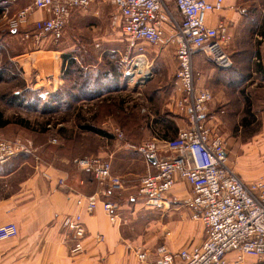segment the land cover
<instances>
[{
    "label": "built area",
    "instance_id": "built-area-1",
    "mask_svg": "<svg viewBox=\"0 0 264 264\" xmlns=\"http://www.w3.org/2000/svg\"><path fill=\"white\" fill-rule=\"evenodd\" d=\"M115 8L112 25L119 27L128 43V54L133 55V67L147 59L145 45L153 49L173 48L178 62L174 83V107L186 126L180 128L176 138L152 139L141 144L127 143L123 131L116 129L114 136L125 142L128 152L142 156L149 168L154 160L155 172L140 180L138 196L149 208L165 205L167 195L179 180L191 186L185 206L191 219L202 223L206 240L192 249L178 253L166 246L157 249L155 264H243L245 259H264V181L244 182L228 165L227 144L210 126L215 119L211 106L213 93L197 85L194 58L204 54L217 69L230 70L233 60L228 53L232 36L228 25L221 21L216 27L207 25L209 14L221 13L225 0H109ZM92 0H34L32 5L16 13L6 6L1 21L12 31L32 26L25 34L35 47L46 40L57 44L70 22L73 12H86ZM43 12L46 17L31 23V18ZM144 79L148 73H144ZM50 84L57 81L49 78ZM223 114V111L221 112ZM33 150L20 139L0 138V166L18 156L32 155ZM165 156V157H164ZM76 167L92 175L103 197L125 190L122 178L113 175L112 164L102 158H80ZM64 185V181H60ZM112 224L119 220V207L114 202H102L99 196L79 197L76 206L93 213L99 205ZM63 228L72 235L71 254L84 253L86 228L81 213L67 215ZM19 235L15 223L0 225V242L14 240ZM103 235L97 236L99 243ZM230 255L234 258L231 260ZM140 261L145 252L137 251Z\"/></svg>",
    "mask_w": 264,
    "mask_h": 264
},
{
    "label": "rangeland",
    "instance_id": "rangeland-1",
    "mask_svg": "<svg viewBox=\"0 0 264 264\" xmlns=\"http://www.w3.org/2000/svg\"><path fill=\"white\" fill-rule=\"evenodd\" d=\"M254 1L264 5V0ZM81 13L84 16H80L79 21L67 24L59 43L46 45L47 48L42 50H37L31 38L25 39L32 26L12 31L6 21H0V111L14 122L26 121L30 125V130L12 125L0 131V138L20 139L33 150L32 155L18 156L0 166V174L17 171L14 178L16 184L42 165L70 170L76 167V159L94 157L108 160L119 169H127L123 159H129L128 169H134L140 177L135 181L137 188L130 194L138 195L140 180L149 172L153 173L152 167L149 168L139 154H126L125 142L118 141L114 131H123L127 143L138 145L152 140L147 136L149 132L142 129L152 120L165 118L167 124L175 121L179 128L186 126L173 103L178 72L176 56H162L160 49L145 45L147 59L144 65L138 64H142L143 69L140 70L141 66L134 68V56L128 54V43L121 29L112 25L115 8L110 1L94 0L86 14ZM33 23L31 21L30 24ZM229 47L231 56L234 48ZM39 51L50 53H41L33 58ZM245 53L237 60L231 56L234 65L230 72L215 68L204 54L196 55L194 68L199 86L219 96L223 103L229 98L236 103L242 95L241 80H250L251 83L259 80V76L254 75L257 66L251 58L254 49H246ZM64 56L76 59L77 65L67 70L65 65L61 67ZM54 57H59L60 70L53 76L57 82L50 84V62ZM37 59L39 63L45 61L40 63L41 68L43 66L44 69L46 63L49 65V71L44 70L48 73L45 82L48 88L28 87L27 80H31L27 75H34L33 62ZM142 70L143 73H138ZM146 72L149 76L144 79ZM14 73L15 76H12ZM25 89L41 92L42 96L27 94ZM53 89L54 94L61 89L58 92L62 101L60 104L52 102ZM19 92L21 94L15 96ZM253 97L257 103V90L253 91ZM83 126L98 128L113 135V138L105 139L88 133L82 130ZM214 130L226 142L229 153V134ZM260 142L264 143V137ZM86 175L91 191H97V181L92 175ZM3 194L6 195V192ZM170 209V205H166L158 210L168 213ZM142 215L145 216L144 213ZM248 261L245 259L246 263Z\"/></svg>",
    "mask_w": 264,
    "mask_h": 264
},
{
    "label": "crops",
    "instance_id": "crops-1",
    "mask_svg": "<svg viewBox=\"0 0 264 264\" xmlns=\"http://www.w3.org/2000/svg\"><path fill=\"white\" fill-rule=\"evenodd\" d=\"M33 1L0 0V10L3 15L6 6L14 14L32 5ZM83 14L73 12L70 21H79ZM45 17L43 12H37L31 21ZM221 21L229 27L232 36L229 48H234L231 52L234 59L242 57L246 49H254L255 53L251 58L257 66L254 75L259 76V80L255 83L241 80L242 95L236 103L230 98L223 103L216 95L211 106V114L215 119L210 126L219 133L226 131L229 134V166L237 175L246 183L264 181V143L260 142L264 137V5L261 6L254 0H225L224 11L209 14L207 25L213 28ZM46 45L54 43L46 40L36 48L42 50L47 48ZM41 53L50 52L39 51L33 58ZM160 55L175 56V51L168 48L162 50ZM54 58L50 62L49 78L60 70V63L57 61L59 57ZM44 62L42 60L40 63ZM38 63V59L33 62L34 75H27L32 81L27 80L28 87L48 88L45 85L48 73L45 71H49V65L46 63L43 69ZM63 65L64 60L61 67ZM197 85L199 86L198 83ZM254 90L258 91L257 103L254 102ZM54 91L55 89L52 94ZM249 116H254L251 127L247 121L244 123ZM257 123L261 125L258 132H255ZM151 134L149 132L147 135L150 139H157V136ZM125 152L131 154L126 150ZM123 161L127 169H119L117 165L111 164L113 175L122 178L125 183V193L109 197L100 195L99 188L91 191L87 175L77 167L63 170L42 165L16 184L14 178L17 171L0 174V225L15 223L19 228L16 239L0 242V264H155L157 249L161 246L178 253L201 245L206 240L203 225L191 219V212L185 206L191 186L185 181H178L174 191L165 199L164 206L171 207L168 213L149 208L141 197L130 194L131 190L137 188L135 181L140 177L134 169H128L131 163L129 159ZM151 167L152 172H155L154 163ZM60 181H64V185H60ZM92 195L99 196L102 202H114L118 205L119 220L116 224L110 222L101 204L93 213H87L76 206L79 197ZM77 212L82 214L86 228L85 251L79 256H73V238L63 228L62 222L67 215ZM98 235L104 236V242L97 241ZM137 251L146 253L145 261L138 259ZM230 258L232 260L234 256L230 255ZM248 260V263L244 261L243 264H264V259Z\"/></svg>",
    "mask_w": 264,
    "mask_h": 264
},
{
    "label": "trees",
    "instance_id": "trees-1",
    "mask_svg": "<svg viewBox=\"0 0 264 264\" xmlns=\"http://www.w3.org/2000/svg\"><path fill=\"white\" fill-rule=\"evenodd\" d=\"M1 16H2V11L0 10V18H1ZM63 60H64V65L66 67V70L68 69V67L70 69H72L73 67H75L77 65L76 59H74L72 57L64 56ZM232 70L233 69L229 70V72ZM12 76H15V73ZM60 91H61V89H59L55 94L53 93L54 95L51 96L53 99L52 102L54 103V105L55 104L57 105V103L60 104L62 102L61 98H60V93H58ZM21 92L17 93V95H15V96H19L21 94ZM26 93L32 94V95L34 94L35 96L38 95L39 97L42 96V93L37 92V91L30 92V91L26 90ZM246 102H248V101H246ZM253 117L254 116L247 117L244 120V123L247 121L251 127L253 124L252 123ZM12 125H19V126L23 127L24 129L30 130V125L26 121L14 122L13 120L6 118L3 114V112L0 111V131L7 130ZM260 125H261V123L256 124L255 132H258V128ZM81 128H82V130H84L88 133L98 135V136L105 138V139H112L113 138V135H111V134H109L103 130H100L98 128H95V127L83 126ZM142 129L145 131L151 132L152 133L151 135H153L155 137L157 136V139L159 138L158 140H168V139L176 138L180 128L177 126L175 121H172V123L170 121L169 124H167V122L165 121V118H163L161 120L156 119V120H152L151 122H147L145 127ZM170 135H172L173 137H170ZM14 171H11V172H14ZM7 173H10V172H7Z\"/></svg>",
    "mask_w": 264,
    "mask_h": 264
},
{
    "label": "bare ground",
    "instance_id": "bare-ground-1",
    "mask_svg": "<svg viewBox=\"0 0 264 264\" xmlns=\"http://www.w3.org/2000/svg\"><path fill=\"white\" fill-rule=\"evenodd\" d=\"M139 66H141V67H140V70L143 69L142 64H141V65H138L137 67H139ZM138 73H143V70H142L141 72L138 71Z\"/></svg>",
    "mask_w": 264,
    "mask_h": 264
},
{
    "label": "water",
    "instance_id": "water-1",
    "mask_svg": "<svg viewBox=\"0 0 264 264\" xmlns=\"http://www.w3.org/2000/svg\"><path fill=\"white\" fill-rule=\"evenodd\" d=\"M151 162H152V163H155V161H154V160H152Z\"/></svg>",
    "mask_w": 264,
    "mask_h": 264
}]
</instances>
